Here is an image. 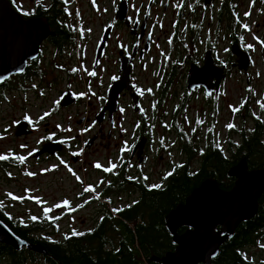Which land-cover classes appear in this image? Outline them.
I'll return each mask as SVG.
<instances>
[{
	"label": "rangeland",
	"instance_id": "1",
	"mask_svg": "<svg viewBox=\"0 0 264 264\" xmlns=\"http://www.w3.org/2000/svg\"><path fill=\"white\" fill-rule=\"evenodd\" d=\"M42 1L48 2V0ZM61 1L64 4L61 22L67 25L71 32H73L74 26L83 29V34L80 39L73 38L75 40L71 46L74 49L73 52L70 55L66 54L65 58L58 63H64V66L69 67L68 60L74 59L73 65L79 71L78 78H70L66 72L54 69V86L52 92L48 94L47 101L35 98L30 92L28 94L6 93L5 98L8 102L0 100V155L8 158L12 156L11 159L0 160V203L7 208V215L16 217L20 222H29L33 217H44L48 224L46 230L32 235L39 239L44 237L45 240L63 237L70 221L64 218L62 203L66 199H71L80 190L70 192V183L65 178L71 167L66 163L58 161L35 162L29 158L42 139L53 133V135L67 140L68 143L78 144L76 152L80 154L83 152L88 167L96 164L106 166L109 163L120 162L123 160L122 157L125 159L120 150L124 149V145L132 142L135 122L140 117L133 112L131 100L122 99L114 118L116 125L113 127L110 124L102 126L104 132L107 129H113L111 149L104 151L102 148H97L87 151L80 145L84 144L86 139L98 130L97 127L91 128V124L94 115L98 113L104 103L95 97V93L100 92L99 96L105 94L108 85L106 74L115 66L113 38L108 41L106 57L102 61L100 70L95 72V75L103 76V82L91 83L89 79L91 67L88 65L86 69L82 68L80 60L85 59L89 64L92 63V56L99 43L101 30L113 19L114 0ZM178 1H173L166 12L163 11L164 1H161L154 9L150 19V29L154 37L152 50L147 60L137 66L134 74V82L143 92V98L139 105L146 115L147 124L149 126L154 124L150 127L154 133V140L159 145L169 143L170 135L167 134L169 128L164 125V116L173 111L183 95L185 74L189 67V64L186 66L185 62L193 59L194 64H202V55L207 49L206 44L213 48L216 60L226 61L227 55L224 51L229 49L231 41L228 22L218 23L215 21L213 13L216 5L212 10L205 12L206 17L199 16L197 20H194L193 25L191 18L183 17L179 21L176 36H171L176 25L174 20ZM27 4L32 5L31 2ZM138 7L139 0H132V8L137 9ZM235 12L238 16L235 19L238 26L233 29V32L241 39L242 47L251 58L247 76L231 67L235 62V58L232 57L229 75L223 83L219 97L206 102L202 97L194 96L182 106L185 108L183 113L177 111L175 130L191 136L192 142L196 144L194 160L191 162L194 168L199 165L197 150L199 147L205 146L208 134L214 143L219 144L227 156L231 157L232 147L230 144L236 143L233 147L236 149L239 143L237 133L244 127L248 129L252 126L251 122H254L256 115H260L261 119H264V46H262L264 45V0H237ZM118 35L125 38L121 31ZM175 39L178 42H174ZM191 39H195L193 46L190 43ZM172 49L173 52H171ZM176 57L178 58V67L171 74L170 83L166 87L165 94L162 95L159 84L165 86V80L170 73L168 62L170 60L174 62ZM65 84L75 89L80 95L81 101L72 109L57 108L54 113H51L54 105L52 101L55 100L56 93L64 89ZM23 119L31 124V133L21 138H15L13 134L15 125L19 120L24 121ZM81 119L83 122L80 121ZM79 121L80 124H78ZM243 123L245 126L240 127ZM230 124L233 127L229 128ZM194 125L197 126V134L193 136L187 134L194 130ZM46 129H48L47 132ZM230 129H237L238 132H232ZM175 130L173 131L175 132ZM177 139L171 136L170 143L177 146L174 152L167 153V156L175 154V160H180L177 149L179 145L181 148V140L178 135ZM15 155L19 158H16ZM159 155H162L160 151L157 153V159ZM21 157L25 159L21 160ZM7 160L15 164V167H4L2 163ZM155 162L150 159L148 164L143 167V171L147 169L149 172L151 164ZM29 173L33 175H29ZM94 193L95 191L92 194ZM12 196H16L17 199L13 200ZM123 203L124 201L119 204V208ZM57 204L61 207L57 208ZM101 204L110 208L109 200L99 199L98 203H92L86 211L72 217L75 225L83 229L91 227L92 218L95 217L97 209L101 208ZM50 219L52 222L49 223ZM53 219L56 220L53 221ZM125 221L126 226L134 229L133 222L128 219ZM141 222L144 223V219ZM122 227L123 224L119 222V233H121ZM247 252L252 255L255 253L253 249H248ZM36 264L44 263L38 261Z\"/></svg>",
	"mask_w": 264,
	"mask_h": 264
},
{
	"label": "flooded vegetation",
	"instance_id": "2",
	"mask_svg": "<svg viewBox=\"0 0 264 264\" xmlns=\"http://www.w3.org/2000/svg\"><path fill=\"white\" fill-rule=\"evenodd\" d=\"M8 1L12 5L13 9L23 16L24 20H28V19L39 18L37 14L41 15L42 13H45V12L47 16L51 17L53 10H54L53 4L55 0H48L47 3L42 0L41 1L40 0H22V1L21 0H11V1L8 0ZM19 1H21L20 4H19ZM120 1L121 0H114L113 19L111 20L110 23H107L104 26V28L101 30V33H100V36H102L104 31L109 26H112L113 29H112L110 38H113L114 47H115L114 52H113V60L115 61V66L113 67V70L109 71L106 74V79L108 78V85L105 90V94L99 96L100 92L95 93V97L101 99L103 103L106 100L107 90L111 82L114 79L120 77V74L118 71L119 69L118 61L120 60V58L132 56L133 45L136 42L137 36L141 32V25L143 22V18L146 14L147 7L150 3L152 4L150 7L148 21L145 24V29H144L142 38L139 40V51L134 58L133 69L131 71V76H130V82L133 86V92H136L139 95V102L137 104L138 111L136 113L140 117L138 121L135 122L132 142L130 144L124 145L123 146L124 149L120 150L121 155L125 156V159L124 157H122L123 160H121L120 162L109 163L108 165L101 166L100 168H96L95 165L88 167L86 164V161L84 160L85 157L83 155V152L81 154L76 152L77 151L76 147L78 146V144L68 143L67 140L62 139L59 136L53 135V133L43 138L40 144L33 151L32 155L29 157L35 162L58 161L59 163H66V165L70 166L72 169L67 175V177L65 178V180L70 183V186H71L70 192H74L76 190H80V191L76 193V195L73 196L71 199L65 200L68 202L67 206H64V201L62 203V206L64 208V212H63L64 218L65 220L70 221V225L64 231L62 239L64 238L63 239L64 241L71 240V239H81V238H84L87 234L88 235L93 234L95 230L101 228L103 239L100 242V244L101 246H104V247H115L123 242V239L122 240L119 239L118 226H119V222L125 225L126 221L119 215L121 213H126V212L131 211L130 209L136 206V204L142 199V195L144 193H148V191H150V189L153 186H161L162 189H164L166 187L167 182H169L170 180H173L174 178H180L179 173L181 172L180 169L182 167L181 165L182 163L186 165L187 175L189 174L193 175L195 173V168L193 167L191 162L194 160V156H195L194 149L196 147V144L192 142L191 136L185 135L184 133H181L180 131L175 130L176 127L174 128V126L176 125V116H177L176 112L179 109H181V106L184 105L185 102H187L194 96H200L203 99H205L206 102L212 101L215 98L219 97L221 95L223 83L226 81L229 75L228 60L223 61L224 63L222 65H218L215 61V55L213 54L214 53L213 48L210 47V45L206 44V47H207L206 50L209 49L212 51L214 63L218 67H223V66L226 67V70H225L226 79L220 82L218 94L212 95L211 97L207 98L204 96V92L202 89L196 90L193 93H190L187 91V87H186L187 71H186L185 79H184L185 88L183 89V95L180 97L179 102L173 108V111L171 113H167L164 116L165 117L164 125L169 128L168 129L169 131L167 132V134L170 135V137H168L169 143L167 145H159L154 140V133L151 131V127H150V126H153L154 124L152 123L150 126L147 124L146 115L144 114V111L141 110L142 108L139 105L141 104V100L143 98V92L140 89H138L137 85L135 84L134 74H135V70L137 66L147 60L152 50V44H153L154 37L150 29L151 27L150 19L153 15L154 9L159 5L161 1H164L163 11L166 12L168 7L175 0H145V2L144 0H139V7L137 9L132 8V0H125L127 4L126 18L131 21L130 28H127L123 21L121 22L115 19V14H116ZM205 1L206 0H179L178 1L177 11H175L176 18L174 20V22H176V25L174 26V29L172 30L171 36L173 35L176 36L178 29H179V26H178L179 21L183 17L191 18L192 19L191 24L193 25L194 20H197L199 16L206 17L205 12L207 10H212V8L215 5H216V9L213 15L215 16V21H217L218 23L227 21L226 17L230 14V9H232L233 15L235 16L234 18L237 19L238 16H236V12H235L237 0H210V3L207 5L205 4ZM28 2H31L32 5L29 6V4H27ZM41 18H44V17H41ZM44 19L47 20V18H44ZM47 23L51 29V32L54 35L53 26L49 23L48 20H47ZM135 23H137L138 26L135 29V34L132 35L131 28L133 27ZM120 31L123 32V34L125 35V38H123L122 35H118L120 34ZM82 32H83V29H79L77 27L75 28L74 26L72 36H71L70 31H67V35L70 36L71 38L80 39L83 34ZM148 38H150L149 50L144 54L141 60H138L139 52L143 48ZM232 44L234 43L230 41L229 49H225L224 53L226 55L228 54L227 53L228 50L230 52V46ZM73 50L74 49L71 46L61 47V48L54 47L48 38L46 41L42 43L41 52L38 58L32 62H28L27 67L22 75L13 76L9 80L4 82L2 85H0V100L3 102H8L5 98L6 93L12 94V93L18 92V93L28 94V92H30L33 96H35V98L37 99L40 98L44 102L47 101L48 94L52 92L53 86H54V81H55V77L53 74L54 69L60 72L61 71L66 72L70 78L71 77L78 78L77 73L79 71L76 68V66L73 65L74 59L68 60V63L70 64L69 67L64 66V63H58V61H62L63 58H65L66 54L70 55L73 52ZM106 51H107V48L104 52V55L100 59V63L97 67L94 68V58H95L96 49L92 56V63L89 64V62L84 59V60H80V66L86 69V66L90 65L91 67L90 73L95 74V72L99 71L101 68L102 61L106 57ZM171 52H173V49L171 50ZM202 58H203V55H202ZM177 61H178V58L176 57V60L174 62H172L171 60L168 62L170 73L165 80L166 84L165 86L164 84L163 85L159 84V87H161L162 89L161 90L162 95L165 94L166 87L170 83V80L172 77L171 73L178 67ZM197 66L202 67V64L197 65ZM247 74H248V71H247ZM247 74H243V75L247 76ZM89 79L91 80V83H94L95 81L103 82V76L101 74L100 75L89 74ZM68 92L72 94V97L74 98V102L72 105L68 107H61L60 101L62 99V96ZM56 94L57 95L55 97V100L52 101L54 105L52 106L51 113H54L57 108L72 109L73 107H76L81 101L80 95L75 91V89L70 88L68 84H65L64 89L60 90ZM160 97H161V94H160ZM122 99L131 100V97L128 94H125L124 98ZM102 106L100 107V109L102 108ZM133 109H134V106H133ZM115 115H114V118H115ZM261 116H262V113H261ZM23 120L26 122L27 130L29 131V134H30L31 133L30 129L32 128L31 124L26 119H23ZM259 120L264 121V119H261V117L259 118ZM21 121L22 120H19V122ZM80 121L83 122V119H81ZM80 121L78 122V124H80ZM251 123L253 125L250 126L248 129L244 127L245 126L244 123L241 124L240 127H244V128H242L239 133L247 135L249 134V132H253L252 130L254 129L256 124L253 121ZM105 124H110V126L113 127L116 125V121L115 119L112 122L105 120L104 122L100 124H96V125H93L92 123L91 128L97 127L98 130L91 137L86 139V142L91 139L93 140V143L90 145L89 148L85 147L86 142L84 144L83 143L80 144L83 147V149L87 151H91L92 149H97V148H102L104 151H109L111 149L110 142L113 138V134H112L113 129L112 128L111 130L107 129L104 132L102 130V126ZM141 124H143L144 126L143 129L139 128V125ZM173 130H175V132L177 133L178 137L181 140V148L179 145V148L177 149L178 153L180 154L179 155L181 158L180 160H175L176 159L175 154H170L167 156V153L174 152V149L177 146L176 144L170 143L171 136H174L175 139H177V135ZM259 130H260V132L258 133L259 139H260L261 144L264 145V123L261 124V126L259 127ZM45 131L47 132L48 129H46ZM187 134H190L192 136L197 134V126L194 125V130ZM142 138L146 139V143L142 151V156H141L142 162L139 163L137 160L136 153H133V149ZM238 140H239L238 146L240 144L243 145V143L241 142V135L239 134H238ZM53 143H59L62 147L61 151L56 152L55 154H50V153L45 152V153H42L36 156V154L41 152L45 148L46 145L53 144ZM183 143L186 144L187 150L183 149L182 147ZM231 145L232 144H230V146ZM159 151L161 152L162 155H159L157 159V153ZM15 157L19 158L16 155ZM11 158L12 156L7 159H11ZM150 159L155 160L156 162L151 164L149 168V172L147 169L146 171H143V167L148 164ZM241 159H244L246 161L245 158H241ZM246 163H247L248 171L264 170V169H253L251 164H249L247 161ZM113 164L116 165L115 168H112ZM9 167H15V164ZM108 168H112V170L105 171V169H108ZM169 173H171V175H169ZM77 177H79V179H77ZM82 177L84 178L82 179ZM227 177L231 178L228 176V174H227ZM85 182L87 183L85 184ZM233 185H234V179H233ZM85 188H90L92 190L85 192L84 191ZM94 191L95 193L92 194ZM224 191H227V190H224ZM263 195H264V192L262 193L260 199L262 198ZM99 199L109 200L110 208L107 207L105 204H101L100 205L101 208L97 209V212L95 213V217L92 218L91 227H87L83 229L79 227L78 225H75L72 217L82 211H86L88 209V206H90L92 203H98ZM122 201H124V203L119 208V204ZM2 205L3 204L0 203V214L4 213L5 215H7L6 214L7 208L4 205L3 206ZM168 213L164 215L163 220H162V232L164 236L168 238V241L172 247V251H169L167 253H171L174 251L176 245L173 242L172 234L168 232L166 225H165L164 219ZM258 213H259V208H258L256 216L253 219L249 220L246 223L240 224V226L246 225V227H249L248 224L251 221L258 219V217L261 218V215L259 216ZM9 217H10L11 223L8 225L6 224V225L16 237L22 239L23 237L21 236L19 232V230L22 228V226H20L19 224L20 222L18 221L19 219H17L16 217H11V216ZM0 220L2 219L0 218ZM55 220L56 219H53V221ZM50 222H52L51 219L49 220V223ZM217 229L219 230L220 228L218 227ZM246 229H250V228H246ZM187 230H188L187 227H179L175 231V234L177 236H181ZM250 232H252L249 234L250 244L243 246L240 250L242 260L244 264H264V225L259 228H254ZM73 233H77V235H73ZM26 238H28V235H26ZM231 241L232 240L227 241L224 245H226L228 242H231ZM27 242L32 243L31 241H29V239ZM248 249H253L255 253H253V255L249 254L247 252ZM23 250L17 252V251H14L8 245L0 244V264H23V262L21 261ZM167 253H165L164 256ZM37 262L38 261H35V262L26 261L24 264H36ZM158 263L161 264L160 262Z\"/></svg>",
	"mask_w": 264,
	"mask_h": 264
},
{
	"label": "water",
	"instance_id": "3",
	"mask_svg": "<svg viewBox=\"0 0 264 264\" xmlns=\"http://www.w3.org/2000/svg\"><path fill=\"white\" fill-rule=\"evenodd\" d=\"M206 0L205 4H209ZM151 3L141 25V32L133 45L131 57H123L118 61L120 77L114 79L107 91L106 100L102 108L94 116L93 125L105 120L112 122L118 112L119 101L125 94L131 97L134 112L138 111L139 95L133 92L130 82L134 58L139 51V40L142 38L145 24L149 18ZM127 4L121 0L117 8L115 19L123 21L130 28L131 21L126 18ZM137 23L131 28V34H135ZM109 26L102 34L97 45L94 68L100 63V59L108 45L112 33ZM53 33L44 18L24 20L23 16L16 12L8 0H0V85L13 76H20L25 71L28 62L36 60L41 52V46ZM150 38H148L139 52L138 60L149 50ZM230 54L235 58L232 65L238 72L247 74L251 64L249 54L242 50L238 44L230 46ZM226 67H218L214 63L211 50H206L202 58V67L190 64L187 70V91L190 93L202 89L205 97L217 95L220 82L226 79ZM74 98L70 92L65 93L60 101L61 107L72 105ZM27 124L21 121L16 124L14 137L19 138L28 135ZM93 140L86 142L89 148ZM146 139L142 138L134 147L139 163ZM59 143L48 144L36 154H55L61 151ZM228 176L234 179L231 190L224 191L213 178L204 180L198 188L194 189L186 198L184 204L176 206L165 217V225L173 236L176 245L171 253H167L160 260L161 264H211L212 260L220 255V248L229 240H232L236 229L242 223L253 219L258 211V201L264 192V170L248 171L247 163L241 159L229 171ZM179 227H187L188 230L181 236L175 231ZM220 228L219 230L217 228ZM0 244L10 246L14 251L27 250L42 256H46L45 248L40 244H32L16 237L8 226L0 220Z\"/></svg>",
	"mask_w": 264,
	"mask_h": 264
},
{
	"label": "trees",
	"instance_id": "4",
	"mask_svg": "<svg viewBox=\"0 0 264 264\" xmlns=\"http://www.w3.org/2000/svg\"><path fill=\"white\" fill-rule=\"evenodd\" d=\"M53 9L51 17L47 16L46 12L41 15L37 14L39 17L47 18L53 26L54 35L49 37V41L57 48L72 46L75 40L67 35V31H70L71 36L72 32L60 20L64 12L63 2L55 0ZM234 17L232 9H230V14L226 19L228 29L231 32V41L245 50L242 47L241 39L233 32V29L238 26ZM194 41L195 39H191L192 46ZM174 42L178 41L175 39ZM227 53L230 66V59L233 56L229 50ZM215 61L218 65L224 63L216 60V57ZM193 62V59L187 60L185 65ZM182 106L178 113L184 112L185 108ZM259 118L260 115L254 117L256 126L252 130L253 132H249L247 135L237 133V135H241L243 145L240 144L234 149L236 143H232L231 157H228L222 147L214 143L210 134H208L205 146L203 148L199 147L197 150L199 165L195 168L193 175H187L186 165L182 163L181 172L179 173L180 178H174L167 182L164 189L161 186L152 187L148 193L142 195V199L137 203L138 205L136 204L134 208L130 209L131 211L119 215L133 222L134 229L123 225L121 233L118 232L119 239H123V242L118 246H101L100 242L103 239L101 228L81 239L65 241L64 238L45 240L42 237L39 239L33 237L32 234L44 232L48 224L45 222L44 217L32 218L29 222H19L22 226L19 232L25 241L29 239L34 244L42 245L47 255L42 256L23 250L21 261L23 264L26 261H42L44 264H159L158 262L155 263L154 260H160L165 253L172 251L168 238L162 232V220L166 213L176 206L184 204L190 193L208 178L215 179L222 190H230L233 186V179L227 177L228 171L241 158H245L253 169H264V145L261 144L258 134L260 132L259 127L264 121H260ZM139 128L143 129V124L139 125ZM232 132L238 131L234 129ZM183 149L187 150L185 143H183ZM2 165L7 167L14 164L7 160ZM258 208V215H261V218L258 217V219L251 221L248 224L249 227L241 225L235 231L232 241L220 248V255L212 261V264H244L240 253L241 248L250 244L249 234L252 233L250 231L264 225V195L258 202ZM0 218L7 225L11 223L10 217L4 213L0 214ZM142 219H144V223L141 222ZM26 235H28V238H26Z\"/></svg>",
	"mask_w": 264,
	"mask_h": 264
},
{
	"label": "snow or ice",
	"instance_id": "5",
	"mask_svg": "<svg viewBox=\"0 0 264 264\" xmlns=\"http://www.w3.org/2000/svg\"><path fill=\"white\" fill-rule=\"evenodd\" d=\"M262 46H264V45H262ZM90 74H91V75H95L94 73H90ZM45 115H48V113H45ZM41 119H43V117H41ZM228 127L231 128V127H233V125L230 124V125H228ZM7 158H8V157H6V156L0 155V160H4V159H7ZM20 159L23 160V159H25V158L21 157ZM95 167H96V168H100L101 165L96 164ZM115 167H116V165L113 164V165H112V168H115ZM112 168L105 169V171H111ZM69 170L71 171V169H69ZM29 175H33V174H32V173H29ZM169 175H171V173H169ZM77 179H79V177H77ZM145 179H147V178H145ZM153 187H157V186H153ZM91 190H92V189H90V188H85V189H84L85 192H88V191H91ZM11 198H12L13 200L17 199L16 196H12ZM67 205H68V202H67V201H64V206H67ZM56 207L59 208V207H61V205L57 204ZM33 219H35V217H33ZM73 235H77V233H73Z\"/></svg>",
	"mask_w": 264,
	"mask_h": 264
}]
</instances>
